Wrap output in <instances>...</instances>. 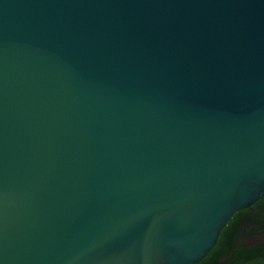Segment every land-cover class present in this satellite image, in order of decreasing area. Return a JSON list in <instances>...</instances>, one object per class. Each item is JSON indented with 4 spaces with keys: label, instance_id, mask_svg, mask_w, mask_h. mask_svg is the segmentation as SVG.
<instances>
[{
    "label": "water",
    "instance_id": "water-1",
    "mask_svg": "<svg viewBox=\"0 0 264 264\" xmlns=\"http://www.w3.org/2000/svg\"><path fill=\"white\" fill-rule=\"evenodd\" d=\"M264 194V0H0V264H193Z\"/></svg>",
    "mask_w": 264,
    "mask_h": 264
},
{
    "label": "flooded vegetation",
    "instance_id": "flooded-vegetation-1",
    "mask_svg": "<svg viewBox=\"0 0 264 264\" xmlns=\"http://www.w3.org/2000/svg\"><path fill=\"white\" fill-rule=\"evenodd\" d=\"M193 264H264V194L237 209L215 245Z\"/></svg>",
    "mask_w": 264,
    "mask_h": 264
}]
</instances>
